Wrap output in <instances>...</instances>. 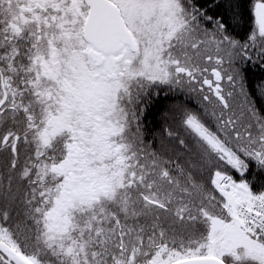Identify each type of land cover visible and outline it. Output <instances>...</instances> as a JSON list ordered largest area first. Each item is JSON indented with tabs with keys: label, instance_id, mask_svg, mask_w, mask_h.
Returning a JSON list of instances; mask_svg holds the SVG:
<instances>
[{
	"label": "snow or ice",
	"instance_id": "1",
	"mask_svg": "<svg viewBox=\"0 0 264 264\" xmlns=\"http://www.w3.org/2000/svg\"><path fill=\"white\" fill-rule=\"evenodd\" d=\"M0 264H264V0H0Z\"/></svg>",
	"mask_w": 264,
	"mask_h": 264
},
{
	"label": "trees",
	"instance_id": "2",
	"mask_svg": "<svg viewBox=\"0 0 264 264\" xmlns=\"http://www.w3.org/2000/svg\"><path fill=\"white\" fill-rule=\"evenodd\" d=\"M170 103V101L161 100V102L152 109L150 115L148 116V126L153 129L152 135L156 141H159L162 137L165 128L176 126V119L172 114V120L170 122L163 123L161 120L163 114L169 115L165 112L168 110L167 106Z\"/></svg>",
	"mask_w": 264,
	"mask_h": 264
},
{
	"label": "rangeland",
	"instance_id": "3",
	"mask_svg": "<svg viewBox=\"0 0 264 264\" xmlns=\"http://www.w3.org/2000/svg\"><path fill=\"white\" fill-rule=\"evenodd\" d=\"M165 113H167L169 115L163 114L161 120H162L163 123H168V122H170L172 120L171 119L172 115H171V113L168 112V110Z\"/></svg>",
	"mask_w": 264,
	"mask_h": 264
}]
</instances>
